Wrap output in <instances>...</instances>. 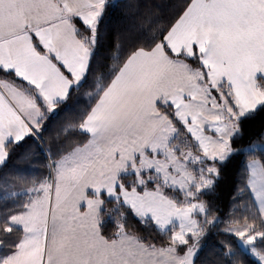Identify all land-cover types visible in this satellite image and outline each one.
Instances as JSON below:
<instances>
[{
  "label": "snow or ice",
  "instance_id": "obj_1",
  "mask_svg": "<svg viewBox=\"0 0 264 264\" xmlns=\"http://www.w3.org/2000/svg\"><path fill=\"white\" fill-rule=\"evenodd\" d=\"M0 264H264V0H0Z\"/></svg>",
  "mask_w": 264,
  "mask_h": 264
}]
</instances>
